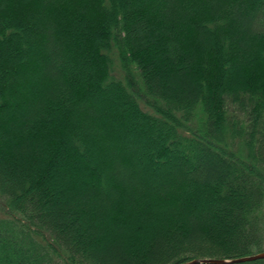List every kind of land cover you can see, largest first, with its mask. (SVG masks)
Listing matches in <instances>:
<instances>
[{"label": "trees", "instance_id": "obj_1", "mask_svg": "<svg viewBox=\"0 0 264 264\" xmlns=\"http://www.w3.org/2000/svg\"><path fill=\"white\" fill-rule=\"evenodd\" d=\"M262 241L264 0H0V264Z\"/></svg>", "mask_w": 264, "mask_h": 264}, {"label": "water", "instance_id": "obj_2", "mask_svg": "<svg viewBox=\"0 0 264 264\" xmlns=\"http://www.w3.org/2000/svg\"><path fill=\"white\" fill-rule=\"evenodd\" d=\"M264 258V250L255 252L249 255H244L232 259H222V258H193L183 264H197V263H209V264H225V263H239L251 260H257Z\"/></svg>", "mask_w": 264, "mask_h": 264}, {"label": "rangeland", "instance_id": "obj_3", "mask_svg": "<svg viewBox=\"0 0 264 264\" xmlns=\"http://www.w3.org/2000/svg\"><path fill=\"white\" fill-rule=\"evenodd\" d=\"M8 114H4V116L3 117H6V119L8 118ZM260 248L261 249H264V241H262V243H261V245H260ZM55 264H62L60 261H56V263Z\"/></svg>", "mask_w": 264, "mask_h": 264}]
</instances>
